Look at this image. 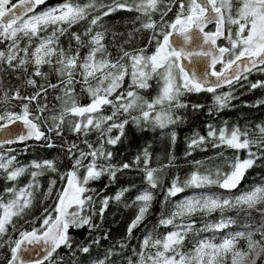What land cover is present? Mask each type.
Segmentation results:
<instances>
[{
	"label": "snow or ice",
	"instance_id": "obj_1",
	"mask_svg": "<svg viewBox=\"0 0 264 264\" xmlns=\"http://www.w3.org/2000/svg\"><path fill=\"white\" fill-rule=\"evenodd\" d=\"M117 11L136 13L123 43L117 37L125 34L106 26L110 22L105 18ZM169 13L173 16L166 19ZM77 26L82 31H74ZM145 31L147 45L125 48ZM174 34L182 38L181 46L170 40ZM0 45V179L5 184L0 192V264H61V248L74 256L90 254L91 245H100L97 238L77 242L70 230L87 227L91 235L100 227L93 217L103 219L110 201L120 202L130 191L122 188L101 199L97 210L94 195L99 194L90 182L105 176L114 182L118 173L139 166L143 158L139 171L148 188L125 205L138 209L127 229L129 238L152 207L149 189L160 186L162 169L149 166L148 149L132 163H113L114 152L108 147L122 142L129 125L141 131L177 125L184 119L179 110L190 106L184 100L189 94L210 93L209 115L223 111L237 98L234 85L247 81L254 71L264 73V0H0ZM149 46L154 50L149 52ZM182 61H203V68L188 69ZM9 76L21 84L12 85ZM28 88L33 91L28 93ZM223 88L228 91H218ZM250 88H264V80L250 83ZM50 92L58 107H49ZM81 95H86L87 104L81 103ZM260 104L264 99L253 106ZM203 107L191 105L193 110ZM206 127V135L196 132L190 138L187 155L209 142L233 155L221 151L219 162L195 161V169L184 179H172L165 200L189 188L223 191L172 203L133 249L132 258L123 256L127 244L120 242L119 252L113 246L91 264H264V178L243 185L249 170L264 160V122ZM66 131L80 140L61 145L72 162L66 172H60L53 159L26 164L18 159L31 148L29 142L53 148L54 136L63 138ZM93 133L94 142L89 140ZM170 135L175 144V131ZM47 173H58L63 184L57 187L55 179L49 181L42 195L52 203L35 216L39 178ZM26 175L27 183L20 185ZM229 212L237 217L226 215ZM215 213L219 219H206ZM200 219L205 220L203 227H197ZM234 225L240 230L224 233ZM160 227L169 230L160 232ZM217 233L222 234L219 240Z\"/></svg>",
	"mask_w": 264,
	"mask_h": 264
},
{
	"label": "trees",
	"instance_id": "obj_2",
	"mask_svg": "<svg viewBox=\"0 0 264 264\" xmlns=\"http://www.w3.org/2000/svg\"><path fill=\"white\" fill-rule=\"evenodd\" d=\"M15 1V0H14ZM49 4L57 3V0H48ZM44 7V6H41ZM175 11V9H174ZM136 13L117 11L111 16L105 18L107 27L114 28L115 31L124 33V36L117 37L119 43H123V40L127 36V33L133 28L132 19L135 17ZM173 13H169L166 19L172 18ZM159 19V17H156ZM137 27L139 24L137 23ZM74 31H82L81 26H77L73 29ZM149 37V32L145 31L143 34H136L134 40L131 44L124 45L125 48L131 50L136 47H143L147 45ZM65 45L68 41L66 38H62ZM108 40H111V34H109ZM3 45H0L2 48ZM154 50V46H149V52ZM86 51V50H84ZM113 54H117L115 48H110ZM47 70V69H45ZM39 81V78H36ZM12 85L21 84L20 80L14 77H7ZM259 80H264V73L254 71L249 75L248 80H241L239 84L234 85L233 94L237 97L232 100L231 105L224 109L223 111L213 112L209 115V106L212 104V94L210 93H200V94H189L184 100L190 106L188 109L179 110L184 115V119L177 125L170 126L168 129H151L148 128L145 131L135 128L129 125L125 130V136L122 138V142L118 143L114 148L108 146L111 151L114 152L113 163H132V161L137 157L141 156L145 148L148 149L150 153V167L161 168L162 170L158 173L160 176V186L156 189H149L154 194V200L152 202V207L149 210L143 223L133 229L131 238L128 237L127 229L135 218L137 214V207L135 205L131 207H126V204L131 205L134 197L142 190L148 188V185L144 181L143 172L139 171V168L143 167V158L139 166L133 165L132 169L125 170L122 173H118L117 179L114 182H110L108 177H102L97 181H92L89 187L96 190L99 195H94L96 200V209L100 207V200L105 197H112L116 192L122 188H129L130 191L125 194L120 202L111 200L110 204L104 214L103 219L99 215L93 217V222L100 225L99 228L94 230L91 235H89V230L87 227L82 229H71V235L77 242H84L90 238H97L100 240V245H91L90 254H83L77 252L74 256H70L66 251L61 248L59 250L60 255L63 257L61 264H76V262H84V264H91V261L99 254L103 258V254L109 249L115 246L116 251L119 252V243L124 242L127 247L123 250V256L132 258L133 249L139 247L141 240L144 235L157 225L161 215H166L168 210H170L172 203L183 199L185 197H191L199 193H220L221 189L217 187L206 188V189H186L184 192L178 194L176 197L169 198L168 201L165 200V195L167 189L171 185V181L175 177H180L181 180L190 174L196 167L195 161H204L206 163H211L212 161L219 162L220 157L218 153L224 151L225 156H232L231 150H225L220 148H213L212 144L206 143L203 146V150L195 149L192 151V155H187L188 142L194 133L198 132L201 135L207 134V125L212 124L215 127L224 126L227 123L229 126L238 124L240 126L251 125L255 126L257 123L264 122V104L256 105L259 100L264 99V88L251 89L250 83ZM51 81L56 83L55 75L51 76ZM243 85V86H241ZM24 91V89H21ZM33 89L28 88L27 92L31 93ZM220 92L228 91L227 88L218 90ZM154 89L149 90L147 95H152ZM43 102V101H42ZM89 101L86 95H81V103L87 104ZM47 103L49 107L53 105L59 106L58 102L55 100V93L50 92L48 96ZM192 104L204 105L203 108L198 110H193L191 108ZM106 112L110 113V109H106ZM175 131L177 139L175 144L171 141V132ZM117 132L114 130L113 135ZM54 136V134H53ZM82 139V138H81ZM96 134L93 133L89 136L90 141H95ZM69 142L76 141L80 143V140L76 136L72 135L70 132H65L64 137H55L54 143L56 147L46 148L39 147L35 142H29L31 148L27 151H23L22 154L18 156L21 163H28L33 159H53L57 162V167L60 172H66L71 168L72 162L68 159V154L61 147L64 141ZM14 148L23 149V145H13ZM81 148L85 146L81 143ZM171 161V163H170ZM163 165H169L168 167H163ZM264 178V160L257 161V165L249 170L246 179L243 181V185H249L253 182H258ZM29 176H24L20 179V185L27 183ZM41 182L40 193H37V200L35 202V207L32 210V215L39 216L43 211L44 207L52 203L51 200L44 201L42 193L47 190L49 186V181L55 179L57 181V187H60L63 182L60 181V176L58 173H47L46 175L39 178ZM105 185H108L105 187ZM5 187L3 179H0V192H3ZM228 216L237 217L236 212L226 213ZM255 216L256 214L253 213ZM240 219H243V214H240ZM207 220L219 219V213L213 214V217L206 218ZM259 219V217H257ZM205 220H198L197 227H203ZM169 229L160 227L158 231L166 232ZM240 230L239 225H234L230 229H225L224 233H229L232 231ZM107 235V239L103 237ZM203 236H211L212 233H202ZM221 233L216 234L217 240H219ZM199 238V237H197ZM6 254V253H5ZM3 256H0V260ZM127 264V261H124ZM262 264V262H258Z\"/></svg>",
	"mask_w": 264,
	"mask_h": 264
},
{
	"label": "water",
	"instance_id": "obj_3",
	"mask_svg": "<svg viewBox=\"0 0 264 264\" xmlns=\"http://www.w3.org/2000/svg\"><path fill=\"white\" fill-rule=\"evenodd\" d=\"M170 40L173 42L174 46H177V47L181 46L182 43H183L182 38L176 36L175 34L172 37H170ZM187 47L188 48H192V47H194V45H188ZM182 63L188 69H191L192 67H195L198 72L201 71L202 68H203V61H200V62H195L194 61L193 64H189L187 61H182ZM29 248L31 249L32 246H29ZM24 255H25L26 258L28 257V253H25Z\"/></svg>",
	"mask_w": 264,
	"mask_h": 264
},
{
	"label": "flooded vegetation",
	"instance_id": "obj_4",
	"mask_svg": "<svg viewBox=\"0 0 264 264\" xmlns=\"http://www.w3.org/2000/svg\"><path fill=\"white\" fill-rule=\"evenodd\" d=\"M218 43H219V41H218Z\"/></svg>",
	"mask_w": 264,
	"mask_h": 264
}]
</instances>
